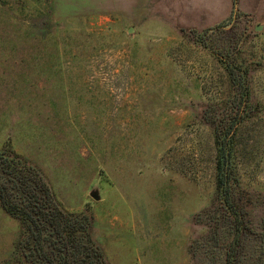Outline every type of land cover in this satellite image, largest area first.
<instances>
[{"label":"rangeland","instance_id":"1","mask_svg":"<svg viewBox=\"0 0 264 264\" xmlns=\"http://www.w3.org/2000/svg\"><path fill=\"white\" fill-rule=\"evenodd\" d=\"M230 52L255 100L236 133L240 264H264V0H0V149L92 217L109 264H222L212 124ZM23 240L0 207V264H23Z\"/></svg>","mask_w":264,"mask_h":264},{"label":"trees","instance_id":"2","mask_svg":"<svg viewBox=\"0 0 264 264\" xmlns=\"http://www.w3.org/2000/svg\"><path fill=\"white\" fill-rule=\"evenodd\" d=\"M232 2L235 4L236 0ZM229 23L227 19L215 27ZM210 29L190 31L199 40ZM222 62L230 94L212 124L219 224L212 232L216 242L221 235L230 238L223 246L222 264H240L245 225L238 204L236 133L237 125L250 116L255 100L248 69L237 54L230 52ZM0 207L21 226L23 264H109L103 249L90 235L92 217L85 212L65 210L42 172L20 154L5 148L0 149Z\"/></svg>","mask_w":264,"mask_h":264},{"label":"water","instance_id":"3","mask_svg":"<svg viewBox=\"0 0 264 264\" xmlns=\"http://www.w3.org/2000/svg\"><path fill=\"white\" fill-rule=\"evenodd\" d=\"M261 25H256V30H260L261 29ZM90 196L95 199V200H98L99 199V194L98 192L95 190V191H92L90 192Z\"/></svg>","mask_w":264,"mask_h":264},{"label":"crops","instance_id":"4","mask_svg":"<svg viewBox=\"0 0 264 264\" xmlns=\"http://www.w3.org/2000/svg\"><path fill=\"white\" fill-rule=\"evenodd\" d=\"M177 1H178V0H177ZM183 4H184V3H183ZM187 5L191 6V4H188V3H187ZM225 5H226V6L228 5L227 7H228V9L230 10L231 4L228 3V4H225ZM225 5H224V6H225Z\"/></svg>","mask_w":264,"mask_h":264}]
</instances>
